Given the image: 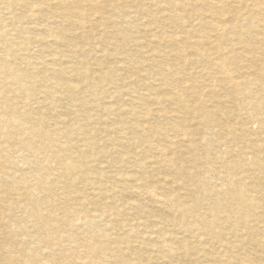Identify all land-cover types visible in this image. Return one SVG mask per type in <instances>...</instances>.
Instances as JSON below:
<instances>
[{
	"label": "bare ground",
	"instance_id": "bare-ground-1",
	"mask_svg": "<svg viewBox=\"0 0 264 264\" xmlns=\"http://www.w3.org/2000/svg\"><path fill=\"white\" fill-rule=\"evenodd\" d=\"M3 176L0 264H264V0H0ZM144 199L151 244L107 232Z\"/></svg>",
	"mask_w": 264,
	"mask_h": 264
},
{
	"label": "rangeland",
	"instance_id": "rangeland-1",
	"mask_svg": "<svg viewBox=\"0 0 264 264\" xmlns=\"http://www.w3.org/2000/svg\"><path fill=\"white\" fill-rule=\"evenodd\" d=\"M132 15V14H131ZM11 26V25H10ZM9 26V27H10ZM87 28V27H86ZM99 28V29H98ZM102 27H96V29H94V33H97V35H98V33H100V32H102ZM90 45L91 46H93V49L94 50H96V52L95 53H98L97 54V56L96 55H93V53H92V55H89L90 56V58L88 57V56H86L85 55V57H84V55H81L80 56V58H82V57H84V59L85 60H89L91 63L93 62V61H95L98 57L100 58L101 56H100V54H101V48H102V45L99 43V42H91L90 43ZM136 65V64H135ZM139 67V66H138ZM106 101H108L109 103H111V102H113L112 101V99H107ZM65 118L67 119V120H69V116H65ZM105 115L103 116V123H102V125H110L109 123H110V121L109 120H107V118H105ZM82 121V120H81ZM129 135V134H128ZM135 150H139L138 148L137 149H135ZM182 159H184V157H185V154H183V155H181L180 156ZM225 157V159H229L230 158V155L228 154V155H225L224 156ZM180 161V160H179ZM177 162V161H176ZM177 163H180V162H177ZM104 167V166H103ZM102 169H104L105 170V168H102ZM149 169L150 168H146V170H148V173H150V172H152L153 173V171H149ZM135 169L134 168H131V167H129V168H125V169H122V168H120V170H119V172H120V174L121 175H125L126 174V181L129 179V177L131 178V179H129L128 180V186L131 188V187H133V184L135 183L134 181H132L133 180V177L135 176V171H134ZM150 170H152V169H150ZM106 172H104V174L106 175V176H108V179L107 178H105V179H107V181H105V184H111V183H116V181H115V179H117V178H119V173L117 174L115 171H113L114 173H112V172H109L108 170H107V168H106V170H105ZM129 171V172H128ZM122 172H126L125 174L124 173H122ZM113 175V176H112ZM156 176H157V174H155V176L153 177V182H151L150 184L151 185H153V184H156L155 183V179H156ZM11 184V181H10V179L9 178H4V176L3 177H1L0 178V186H5V185H10ZM22 183H17L16 185H18L19 187H20V185H21ZM11 186V185H10ZM19 190H18V192H22V190H23V188H18ZM2 194V196L4 195V193H1ZM117 195H115L114 196V201L116 202V204L117 205H119L120 204V202L121 201H123V200H133V198H136V197H134L133 195H128L127 193H120V192H118V193H116ZM38 195H42L41 193H38ZM119 195H120V197H119ZM10 196V195H9ZM9 199V197H6L5 199H4V201H6V200H8ZM121 199V200H120ZM107 200V199H106ZM110 200V199H109ZM143 202L147 205L146 206V208L145 209H143L142 211H139V212H136V210L137 209H135V208H128V209H125V210H123L122 208H120L119 206H117L118 207V209L120 210V209H122V210H120V212H119V216H117V218L119 219L118 221H120L121 223H122V225H123V228L122 229H114V228H112V222L111 221H109L110 219H112L111 217H106L107 219H109V220H107V226L105 225V227L107 228V232H109V233H113V234H119V235H123L125 238H127V237H130V235L128 236V234H129V229H130V227H131V223H133V221H134V223L135 222H137L139 225H137V226H135V227H132V232H130V233H134L133 235V237H134V239H133V242H132V244L133 245H140V241H141V236L143 235V238H145V241H147V240H149V241H147V242H149L150 244L152 243V239L153 238H155V235H156V231L158 230V226H159V224L160 223H158V224H156V225H154V224H151V223H153V219H150L149 217L150 216H148L147 214H148V212L150 211V212H153V213H155V214H159L161 211H159L158 210V207L157 206H154V204L153 203H150V201H147V199H144L143 200ZM148 202V203H147ZM61 204V203H60ZM152 210V211H151ZM124 211V212H123ZM123 213V214H122ZM14 214L19 218L20 217V215L22 214V209L21 208H15L14 209ZM18 214V215H17ZM138 216V217H137ZM173 216L175 217L176 215L175 214H173ZM116 216H114L113 215V219L115 218ZM11 220H9L8 222L9 223H11V227L13 228V227H15L14 225H15V222H14V218H10ZM148 219V220H147ZM139 220V221H138ZM141 220V221H140ZM4 221H6V219H4ZM131 222V223H130ZM141 222H142V224H141ZM151 222V223H150ZM29 223V222H28ZM26 223V225H27V228L28 229H30L31 228V224L29 223ZM109 225V226H108ZM146 225V226H145ZM153 225V226H152ZM103 224L102 225H100V227L101 228H103ZM108 227H109V230H108ZM126 227V228H125ZM149 229H148V228ZM129 228V229H128ZM139 228V229H138ZM157 228V229H156ZM90 228L88 227V226H85V225H81L80 227H79V233H80V235H85V234H87L88 232H90V231H88ZM147 229H148V231H147ZM128 230V231H127ZM134 230V231H133ZM164 230H165V236H166V238H164L165 239V243H167L171 248H176V247H179V246H181V244L182 243H184V244H186V245H188V248H193V247H198V246H201L203 249H204V251H208L207 253H210V254H212V253H214V255H217L215 252H219L220 251V255H222V250L220 249L221 247H220V245L218 244V242L219 241H215L213 238H210L211 236H213L214 235V233L212 232V230H210L209 231V233H207V231H206V233L204 234L203 232H202V230H200L199 232H201L202 234H200V236L198 237L197 236V234L196 233H186V232H184L183 231V229H182V227H180L179 225H176V224H173L172 222H171V224L169 223L167 226H164ZM115 233H114V232ZM223 231H224V237H226V238H224V239H231L232 237V235H230V232H228L229 231V229H228V227H227V225L225 226V228L223 229ZM125 233V234H124ZM172 233V234H171ZM198 233V232H197ZM147 235V236H146ZM152 235V236H151ZM170 235V236H169ZM172 235V236H171ZM174 236V237H173ZM244 236H246V234L244 233L242 236H237L236 238H240V239H242ZM170 237V238H169ZM228 237V238H227ZM147 238V239H146ZM168 238V239H167ZM170 239V240H169ZM137 240H138V242H137ZM192 240V241H191ZM198 240H203V242L201 241V245H198ZM205 240V241H204ZM214 240V241H213ZM231 240H234V238H232ZM130 245H131V243H129ZM206 247H207V249H210V250H207L206 249ZM211 247V248H210ZM123 250H125V248L123 249ZM175 251H176V253L178 254V256H181V254H182V250H183V248H180V249H174ZM247 250H250V251H252V249L251 248H248ZM195 251V250H194ZM123 252H125V251H123ZM128 252V251H127ZM198 254H200V252L198 253ZM193 258H195L193 255H192V252H191V258L189 257L187 260H185V263L186 264H191V262H193ZM190 261V262H189ZM150 264H154V263H150ZM198 264H203L201 261L198 263Z\"/></svg>",
	"mask_w": 264,
	"mask_h": 264
}]
</instances>
